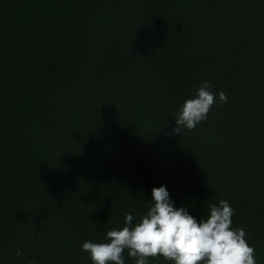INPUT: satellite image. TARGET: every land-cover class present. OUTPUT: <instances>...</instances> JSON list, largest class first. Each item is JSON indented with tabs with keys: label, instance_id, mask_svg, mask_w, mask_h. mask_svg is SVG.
Listing matches in <instances>:
<instances>
[{
	"label": "trees",
	"instance_id": "1",
	"mask_svg": "<svg viewBox=\"0 0 264 264\" xmlns=\"http://www.w3.org/2000/svg\"><path fill=\"white\" fill-rule=\"evenodd\" d=\"M203 80L227 103L176 132ZM160 186L264 264V0H0V264H91Z\"/></svg>",
	"mask_w": 264,
	"mask_h": 264
},
{
	"label": "clouds",
	"instance_id": "2",
	"mask_svg": "<svg viewBox=\"0 0 264 264\" xmlns=\"http://www.w3.org/2000/svg\"><path fill=\"white\" fill-rule=\"evenodd\" d=\"M217 101L227 103V94L212 91L211 82L203 80L178 110L175 131L195 129ZM151 195L147 213L135 224L134 216L124 213L123 227L107 231L103 242H83L80 250L91 264H126L125 252L134 264L158 257L171 264H257L246 231L232 226L235 210L227 199L209 205L206 219L198 222L187 209L174 206L166 186L153 188Z\"/></svg>",
	"mask_w": 264,
	"mask_h": 264
}]
</instances>
